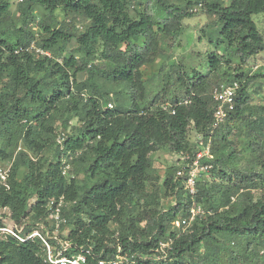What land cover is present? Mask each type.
Segmentation results:
<instances>
[{"label":"trees","instance_id":"obj_1","mask_svg":"<svg viewBox=\"0 0 264 264\" xmlns=\"http://www.w3.org/2000/svg\"><path fill=\"white\" fill-rule=\"evenodd\" d=\"M12 3L0 0V160L11 163L6 181L0 177L4 218L25 226L26 237L49 226L48 202L63 199L68 222L61 239L72 246L68 256L92 248L87 264L112 259L119 249L152 258L140 264H221L225 246L227 264H253L249 255L259 253L252 245L264 243V103L254 105L249 90L264 77L251 69L264 53L253 20L264 14V0H24L19 22ZM200 10L222 23L226 44L223 55L212 54V77L179 71L181 97L167 105L171 85L165 84L148 101L144 69ZM34 42L51 58L28 51ZM97 79L127 84L130 108H107L112 94ZM234 83L235 108L212 129L216 104L207 90ZM74 120L80 125L66 134L62 151L57 137ZM193 134L211 140L214 154L211 179L198 182L194 200L177 178L179 166L169 164L162 180L151 158L192 152ZM73 166L76 175L87 167L82 185ZM167 196L174 205L164 209ZM195 205L201 209L195 221L177 228ZM241 244V255L231 250ZM46 256L39 238L0 235V264H46Z\"/></svg>","mask_w":264,"mask_h":264},{"label":"rangeland","instance_id":"obj_2","mask_svg":"<svg viewBox=\"0 0 264 264\" xmlns=\"http://www.w3.org/2000/svg\"><path fill=\"white\" fill-rule=\"evenodd\" d=\"M18 0H13L11 11L13 19L15 22L20 21V13L18 11ZM253 20L258 25L260 31L264 35V14L253 16ZM87 23L80 20V25L85 27ZM222 23L217 22V18L208 15L200 10L199 13L192 17L185 19L183 21V29L176 41H165L162 43V52L157 61L144 69V79L147 85L148 101L153 97L152 95L156 94L158 91H161L165 87V84H169L170 90L168 94L167 105L171 104V100L176 96L180 95L178 87L175 85V78L182 73H186L188 77L196 76L197 72L202 75H208L212 77L211 67V58L212 54L223 55L226 52V44L220 42L219 29H221ZM77 46L76 43L69 45V49ZM252 71H264V53L260 54L255 61L252 62ZM178 71V72H177ZM264 73V72H263ZM85 76H80L78 79L84 80ZM97 85L101 87L102 91H109L112 95L109 98V102L114 105V107H119L120 109L127 110L130 108V95L129 87L127 84H116L105 81L103 79H97ZM216 84L210 85L208 92H211ZM211 90V91H210ZM253 97V104L259 105L264 103V77H259L256 82L251 86L249 90ZM61 125L60 121L57 124V127ZM80 123L78 120H74L66 131V134L70 135L75 131L74 128L78 127ZM195 134L191 136L193 140ZM50 156L54 155V152H49ZM152 162L154 169L157 171V175L163 180L166 176V169L169 164L174 163L173 157L165 151H160L152 155ZM11 163L9 161L2 162L0 160V168H9ZM74 166L72 168V176L76 177L79 185H82V182L86 180V171L87 167L82 169L81 172L76 175L74 172ZM212 172V170H211ZM23 175V171L20 173V178ZM211 173L207 176H203L200 180L211 179ZM174 198L172 196H167L163 200V208L168 209L169 206L174 205ZM1 217H6V213L1 212ZM3 221L5 226H11V222L7 219H0ZM142 226V225H141ZM113 228H116L115 225H112ZM258 241H255L252 245V249H255L259 253L257 259L249 255L252 263L254 264H264V243L260 242V245H256ZM228 242H226L227 244ZM232 251L236 254H242L244 249L241 245H232ZM227 250V247L225 246ZM223 251V257L220 261L221 264H227L228 258L231 253L229 251ZM201 252H204V248H201ZM239 264H243L241 261Z\"/></svg>","mask_w":264,"mask_h":264},{"label":"built area","instance_id":"obj_3","mask_svg":"<svg viewBox=\"0 0 264 264\" xmlns=\"http://www.w3.org/2000/svg\"><path fill=\"white\" fill-rule=\"evenodd\" d=\"M19 3H23L24 0H18ZM197 12V9L194 11ZM78 27L81 28L79 25ZM28 51H36L40 55H45L51 58L49 52H45L37 47L36 43H32L27 49ZM239 89V84H220L215 86L211 92H208V97L213 100L216 104V109L213 116V122L211 124L212 129H216L218 126L223 124L227 117L228 112L233 111L235 108V98L237 95V90ZM107 108L113 109L114 105L109 103ZM66 140V133L62 132L57 137V143L64 151V142ZM194 148L192 152L180 153L173 156L174 163L179 166L176 173L177 178L184 181V192L191 196L194 200L198 193V182L200 178L204 175L207 176L211 173L213 169L212 161L214 160V154L212 153L211 140L208 143L205 142V137L202 135L196 136L192 141ZM11 167V166H10ZM10 167L5 168V170L0 171V177L2 180L6 181L8 174L10 173ZM71 165L67 164L64 168V174H68V170ZM67 207L66 202L63 199L51 200L47 204V223L49 226L41 225L40 230H34L28 236H24L25 226L17 227L13 224L11 226H1L0 235L9 234L17 238L21 242H27L29 240H34L39 238L42 240L45 250H46V264H87L89 257L93 254L92 248H81L77 256H68L67 252L72 248L71 244L67 241L61 239V227L67 224V218L64 214V208ZM6 213L9 215L8 211L0 210V213ZM201 212L198 205H195L191 210V215L188 218L178 219L175 222L177 228H182L183 231L187 230L190 225L195 221L196 216ZM0 219L4 217L0 216ZM6 219V218H5ZM42 230L46 232L43 234ZM51 240L57 241V246H53ZM171 244H162L161 250L165 254L164 249L169 247ZM146 255L134 253L130 255L129 253L123 254L121 249L118 250L117 254L112 259H98L97 264H140L141 261L149 260ZM159 259V258H153Z\"/></svg>","mask_w":264,"mask_h":264}]
</instances>
